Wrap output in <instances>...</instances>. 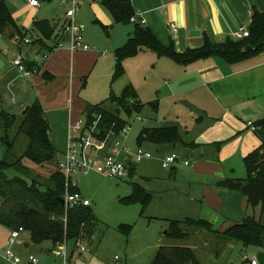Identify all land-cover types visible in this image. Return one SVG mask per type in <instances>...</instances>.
<instances>
[{"label": "crops", "instance_id": "0c3cea01", "mask_svg": "<svg viewBox=\"0 0 264 264\" xmlns=\"http://www.w3.org/2000/svg\"><path fill=\"white\" fill-rule=\"evenodd\" d=\"M30 1L28 8L36 11L40 4L32 6ZM129 1L136 22L147 27L163 46L172 45L178 53L201 47L205 39L223 44L232 39L234 32L241 28L248 29L253 10L264 12V0ZM85 2L91 3L93 7L101 6V0H83L79 7ZM13 18L17 26L22 23L16 16ZM104 20L111 22L106 16ZM33 21L30 18L22 30H28ZM170 25L175 28H170ZM10 32L0 35V110H8L13 114L17 110L15 115H21L34 101L30 99L34 95L49 123L51 144L62 154L66 148L68 125L82 118L86 106L90 105L89 101L79 97L80 86L84 87L83 76L94 62L96 66L101 61L98 57H104L105 54H98L91 48L73 53L58 49L51 53L47 61L38 63L31 61L30 55L34 53L38 56L43 52L36 45L20 44L15 33L10 38ZM16 58L36 64L30 75L25 76L12 65ZM159 60L157 64L160 65L163 82L155 96L158 98L155 100L156 107L150 110L154 115L153 120L156 123L163 121L164 124L149 128L176 127L184 145L142 146L153 153V159L140 160V163L146 162L145 175L142 173L141 182L138 183L151 192L153 199L145 211V217L140 219L148 223H163L164 238H167L169 220L185 218L206 221L221 234L252 213L241 194L218 188L217 182L225 179L243 180L236 173L238 164L260 144L246 124L264 120V51L234 64L218 57L186 66L178 65L168 58ZM104 62L109 60L105 59ZM185 115H191L189 122H181ZM167 120L169 122L166 123ZM56 131L58 134H55ZM134 152L130 151L131 154L125 157L128 173ZM172 152L180 154L189 162V166L162 169L160 159ZM4 154L5 148L0 142V161ZM256 212L258 209H255ZM223 227L226 228L222 231ZM1 228L0 225V252L7 248L10 233V230L3 231ZM24 234L16 246L28 253L33 245L29 236ZM204 235L195 233L186 242L194 249L202 264L206 255H209V259L205 264L210 263V260L217 261L223 249H241L239 244L231 243L218 253L212 250L210 254H202L205 244L201 247L196 243ZM129 238L130 235L124 237L126 240ZM51 250V246L46 245V261L51 258L57 264L58 247ZM258 251L264 252V248ZM83 253L73 246L72 251L67 253L68 264H72L75 254L81 259ZM29 255L34 256L30 252Z\"/></svg>", "mask_w": 264, "mask_h": 264}, {"label": "trees", "instance_id": "16d2710c", "mask_svg": "<svg viewBox=\"0 0 264 264\" xmlns=\"http://www.w3.org/2000/svg\"><path fill=\"white\" fill-rule=\"evenodd\" d=\"M100 5L114 25H132L126 42L114 53V78L123 75L122 63L125 59L142 52H151L159 58H168L178 65L186 66L214 57L234 64L264 51V12L257 10H253L247 29L248 37L240 41L229 39L223 44L205 39L201 47L178 53L172 45L163 46L147 27L136 22L129 0H101ZM132 17L134 22H131ZM63 25L52 26L48 20H35L29 30H22L16 25L6 0H0V35L11 30L9 37L12 38L15 33L19 41L29 35L30 44L36 45L40 52L50 54L53 51L63 39ZM35 65L24 61L28 71L34 70ZM43 76L47 78V75ZM107 104L113 105L114 110L104 107ZM148 106L155 109V101ZM143 107L135 91L128 86L120 96L111 93L101 103L87 105L83 115L88 122L95 115L101 116L98 130L103 138L109 131L118 133L129 125V119L140 115ZM253 125L260 144L243 158L246 177L243 180L225 179L217 182L218 188L241 194L252 213L221 234L203 220H169L166 237L173 243L160 246L149 264H202L194 249L186 244L188 237L195 233H205L214 238V248L210 250L213 253H218L231 243L239 244L244 249L264 248V120ZM49 132V123L38 100L31 103L24 116L0 110V142L5 148L0 161V225L8 230L21 227L32 245L49 243L53 250L64 241L75 243L80 240L84 231H88L90 238L97 220L89 207L65 211L61 204L65 193H73L77 188L66 189L64 176L58 169V151L51 144ZM146 144L184 145L176 127H143L136 137V145L142 147ZM132 169L131 166L130 173ZM42 171L47 174L43 175ZM128 183L130 195L121 201L124 204H138L139 215L143 218L153 195L138 182ZM255 209H258V215L254 213ZM131 228L120 225L116 231L127 238Z\"/></svg>", "mask_w": 264, "mask_h": 264}, {"label": "rangeland", "instance_id": "374dc122", "mask_svg": "<svg viewBox=\"0 0 264 264\" xmlns=\"http://www.w3.org/2000/svg\"><path fill=\"white\" fill-rule=\"evenodd\" d=\"M28 1L6 0L11 14L22 22L18 26L20 29L26 28L24 24L30 18L34 21L48 20L52 26H60L68 21L65 13L70 6H62L60 0H36L40 4L36 11L28 8ZM96 7H93L91 3L85 2L79 7L74 17L75 24L80 25L84 30L85 44L94 52L105 54L104 57L99 56L98 59L101 61L96 66L94 62L89 71L83 76L84 87L80 86L79 97L82 100L89 101L90 105H97L108 99L111 93L115 96H120L122 91L130 86L138 96L140 103L144 106L140 115H138L140 120L137 117L129 119L130 131L127 134L125 144L131 152H134L137 148L135 138L141 128L164 124L163 121L156 123L153 120L154 115L148 106L149 103L158 99L155 96L163 82L160 65L157 64L161 60L151 52L138 53L123 61V75L114 78V53L126 42L127 36H129L128 33L131 31V25H113L110 16L105 10L101 6ZM23 9L25 11L22 13ZM104 16L111 22L104 20ZM32 45L34 46V44ZM23 54H25L24 51ZM50 55H47V60ZM105 59L109 60V62H104ZM30 60L41 63L40 55L36 56L34 53L30 55ZM30 99L33 101L37 98L31 95ZM104 107L111 111L114 110V106L110 104ZM15 112V114L18 113L17 110ZM190 118L191 115L182 116L181 122H189ZM56 133L58 134V131ZM147 145L148 148L153 146ZM60 154L58 151V156ZM130 159L132 160L133 169L131 173H128V177L122 181L113 180L95 173H75L71 176V180L77 190L89 201V210L97 220V225L93 230V239L89 238L88 231H84L82 238H80L81 244L84 245L87 251L82 254L81 259L77 258L75 254L71 261L72 264H149L160 246L173 243L162 235L165 230L163 223H148L140 219V207L138 204L122 203L121 199L129 196L131 192L128 182H141L140 177L145 172L146 162L140 163V160L132 157ZM35 171L40 172L38 169ZM236 173L242 176L240 177L241 179L245 178L246 170L243 162H239ZM42 174L46 175L47 172L42 171ZM179 174L183 175L182 173ZM256 215H258L257 212ZM262 221L264 222V216ZM120 225L132 227L128 240L117 233L116 228ZM1 227L3 231L7 230L3 226ZM225 228L223 227L222 231ZM24 235L28 236L27 234ZM213 239V237L205 234L204 237L197 241L196 244L201 247L202 244H205L202 254H210L209 251L214 247L213 242L215 241ZM46 245L49 246L50 244L33 245L29 252L37 258L39 264H54L51 258L49 259L50 262L46 261L47 255L44 252ZM73 246V242L67 243L68 254L72 251ZM239 246L241 247V245ZM13 249L23 260L29 254V252H24L18 246ZM258 252L255 248L244 249L241 247L240 249L239 247H231L225 251L223 249L217 261L210 260V263L206 264H250L252 259H256ZM208 257L209 255L205 256L204 264L209 259Z\"/></svg>", "mask_w": 264, "mask_h": 264}, {"label": "built area", "instance_id": "2783aa9c", "mask_svg": "<svg viewBox=\"0 0 264 264\" xmlns=\"http://www.w3.org/2000/svg\"><path fill=\"white\" fill-rule=\"evenodd\" d=\"M82 1L83 0H60L62 6H70L65 13V17L68 21L63 25V39L57 43L52 52L58 49H66L73 53L77 51H88L90 49L89 46L85 44L83 28L80 25H76L74 22L75 13L79 9ZM30 5L38 6L39 3L36 0H31ZM134 21L135 19L132 17L131 22ZM170 28L174 29L175 26L170 25ZM246 37H248V30L244 28L232 34V39L235 41H240ZM20 42V44L28 45L31 43V37L28 35L20 40ZM47 55L48 53L46 52L40 55L41 63L47 60ZM12 65L25 76L30 75L32 72V70H26L22 58L14 59ZM100 118L101 116L95 115L93 116V120L88 122L86 117L83 116L68 125L66 148L64 152L60 154L58 161V169L64 176L66 189L76 188L71 180V176L75 173H95L117 181L125 180L128 177L125 157L131 153L125 141L130 131V125H126L118 133L109 131L102 138L98 130ZM137 119L140 120L139 116H137ZM246 126L250 131H256L255 126L251 122H247ZM132 156L137 160L153 159V153L142 147H137ZM173 166L185 168L189 166V162L176 152L168 153L160 159V167L162 169H170ZM63 203L65 211L78 207L90 206L89 201L77 190L73 193L66 192ZM22 233H24V230L21 227L10 230L8 246L0 252V263L38 264V260L32 255L27 256V258L23 260L15 253L13 248L17 245ZM66 246L67 243L65 241L61 246H58L59 253H57L56 256H58L59 262L57 264H68L69 259ZM74 246L80 252L87 251L80 240H77ZM250 264H257L256 259H252Z\"/></svg>", "mask_w": 264, "mask_h": 264}, {"label": "water", "instance_id": "95a60500", "mask_svg": "<svg viewBox=\"0 0 264 264\" xmlns=\"http://www.w3.org/2000/svg\"><path fill=\"white\" fill-rule=\"evenodd\" d=\"M245 50H247V48H246ZM28 108H29V107H26V108L24 109V111H23L22 114H21L22 116L25 115V113L27 112ZM61 204H62V205L64 204V203H63V200H61ZM256 261H257V264H264V253H263L262 251H259V252L256 254Z\"/></svg>", "mask_w": 264, "mask_h": 264}]
</instances>
